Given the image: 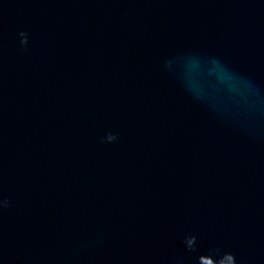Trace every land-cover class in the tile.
<instances>
[{
  "label": "water",
  "instance_id": "water-1",
  "mask_svg": "<svg viewBox=\"0 0 264 264\" xmlns=\"http://www.w3.org/2000/svg\"><path fill=\"white\" fill-rule=\"evenodd\" d=\"M0 264H264V0H0Z\"/></svg>",
  "mask_w": 264,
  "mask_h": 264
}]
</instances>
